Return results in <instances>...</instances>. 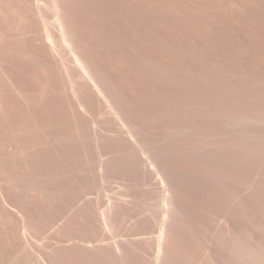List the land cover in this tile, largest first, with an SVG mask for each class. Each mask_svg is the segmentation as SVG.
Listing matches in <instances>:
<instances>
[{
	"label": "rangeland",
	"instance_id": "obj_1",
	"mask_svg": "<svg viewBox=\"0 0 264 264\" xmlns=\"http://www.w3.org/2000/svg\"><path fill=\"white\" fill-rule=\"evenodd\" d=\"M0 264H264V0H0Z\"/></svg>",
	"mask_w": 264,
	"mask_h": 264
}]
</instances>
